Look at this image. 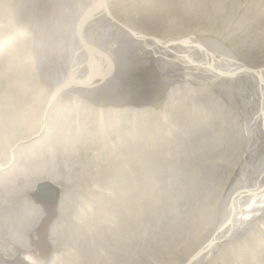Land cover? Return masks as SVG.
Returning a JSON list of instances; mask_svg holds the SVG:
<instances>
[{
	"label": "rangeland",
	"instance_id": "obj_1",
	"mask_svg": "<svg viewBox=\"0 0 264 264\" xmlns=\"http://www.w3.org/2000/svg\"><path fill=\"white\" fill-rule=\"evenodd\" d=\"M168 1H171L167 3L171 8L168 11H163L157 0H106V3L109 6L111 15L118 22H130L138 31L150 36L157 37L158 34L166 31L164 29L165 22L173 16V20H175V26L172 28L174 37L179 38L182 36L184 32L182 25L198 26L201 31L211 32L212 30L209 37L206 38L207 40L219 42L220 46H226L228 51L233 52L236 59L246 60L247 57V59H253L254 63L258 62L260 66H264V59L259 60V56L247 55L253 46H264V19H260L259 22H261L253 26L252 23L242 24L245 17L251 16L249 8L246 9L250 0H238V6L237 0H219V4L222 6L218 9L214 8L215 5L211 6L215 0H205V4L198 3L199 6L195 8V11L208 13L207 19H202L203 16H199V14L197 17L188 16L184 10L181 14L182 10L180 12L175 7L176 0ZM159 3H161V0ZM183 4L186 6L185 3ZM14 6L15 0H0V29H10L5 33L22 27L21 25L18 26L14 20L12 13ZM157 7L158 10H156ZM7 10H11V12L7 14ZM187 19L191 21V24L188 23ZM183 20L184 22H182ZM98 21L101 22L100 19ZM91 24H93V20L88 25ZM14 32L17 34L14 36L15 39H11V41L5 37L6 34H0V56L4 57H1L3 61H0V65L3 63L0 66V83L9 89L7 92L1 91L0 93V126L2 128L0 137L6 139L12 131L16 130L14 137H21L23 142H26L27 138H34L28 144L30 146L29 151L32 149V160L36 159L33 154L35 150L32 147L34 144L41 141L42 146L48 149L51 157L49 167H46L45 171L42 172L41 166L38 164L39 169H37L36 176L32 175V189L24 190V194L34 205H42L40 208L36 207L40 211L42 210L39 217L40 223L37 227H45L44 230L47 229L46 231H48L51 224L49 221L53 219L59 229L56 230L54 243L58 242L63 236L60 233L61 228L66 230L64 233L67 237L59 245H53L54 248H50V253L48 247L47 250L43 248L37 234L34 233V255H50L48 258L39 257L43 260L47 259L46 264L187 263L191 259L192 251L196 249L195 244L207 233L214 215L213 211L217 208L216 202L212 200L214 197L212 192H215L218 198V195L225 191L227 193L226 200L235 202L232 195L236 192L237 194L240 193V188L238 185H234L238 181L236 172L233 173L231 180L227 181L226 178L231 174L230 169L233 165L228 164L225 159L221 158V161H209L215 164L216 169H221L220 175L212 174L208 176V180L204 179L203 186L196 190L205 191L203 195L192 194L194 181L190 180V175H187V172L191 169H197L198 164L191 161L188 165L184 162L185 160L183 161L185 154L183 147L190 135L196 138L192 145L193 150L202 145L219 148L227 142L233 143L235 141L239 143L238 140L242 138H235L233 141L227 137L225 140L222 138V135H225V130L222 127L224 125L229 126L232 119L228 122L223 121L215 124L211 111L203 104L195 101L196 93L189 86L178 85L173 88L171 85L163 86L160 84V87L157 85L158 71L151 67H148L142 73H134L132 77H128L126 83H131L130 86L135 92V96L131 99L125 111L118 112L114 110L107 120L104 119L105 112L100 109L98 110L103 114L94 111L99 118L103 116L100 121H98V118H95L97 120L95 121L93 115L76 118L75 113L74 118L70 119L69 116H71L72 111L68 108L69 106L47 109L52 95H48L45 99L47 104L43 95H39L40 93H46L45 90L47 89L38 80L39 88H45V90L38 91L36 89L37 83L34 80L36 76L32 74V71L37 72L34 63L28 65L19 59L22 56L24 57L25 52L23 51H29V47L27 43L21 41L24 38L21 33L17 30ZM7 49L9 51L6 54H9L10 57L4 54ZM12 54H14V58ZM25 54H28V52ZM199 57L203 64L202 67L209 70L202 56ZM6 60L9 62L7 63ZM149 71H153L154 75H150ZM209 87V91L219 98L218 94L221 91H218L216 85L209 84ZM128 95V98H130L131 94ZM169 103L171 106L165 111ZM80 104L82 102L77 105ZM42 106H44V109L46 108L45 111H48V113L45 112L41 117L39 110ZM171 108L179 116V119L165 114ZM85 111L83 110L81 113L85 114ZM178 111L181 112V116ZM7 114L11 116V118L9 117L11 121H8ZM45 117L50 120V125L45 122ZM254 122L251 121L250 123ZM61 127H66L68 133L63 132ZM257 127L260 132L259 126ZM19 128L23 129L20 136L16 133ZM88 128L93 131V135L80 145L78 136L80 138L81 130H88ZM234 132L238 133L237 131ZM240 133H244L242 128ZM23 135L30 136L24 138ZM123 135H125V138L122 137ZM45 136L56 141L55 147L54 144L50 147L44 141ZM92 137L94 138L89 143L88 141ZM263 139L258 143L262 142ZM180 141H185V143ZM135 143L140 144L142 153L133 157L128 149ZM84 152L89 157H86ZM101 154L106 155L102 157L103 159L106 158L105 161L99 160L98 155ZM75 157L76 159H74ZM75 160L77 164H75ZM83 161H85V165H82ZM32 164H34L33 161ZM89 164L93 165L91 169L88 168ZM104 165H106V168H102ZM125 166H128L129 170L125 169L124 177L123 168L121 167ZM98 167H100V170ZM70 168L83 171L80 179H76ZM115 169L120 171L121 177L119 180L106 177L108 173ZM185 170L188 171L185 173ZM76 173L80 174V172ZM193 176L196 177V175ZM124 179L126 182H124ZM258 179L257 177L254 178L243 189L252 187ZM117 180L119 184L116 185ZM49 182L58 191H61L58 186L61 185L63 190L67 191L68 196L66 197L69 198L71 194L72 198L67 207L63 206L61 210L58 208L60 214L54 217L49 216V213H47V211L51 212L52 207L48 208L47 205L44 206L37 199L34 200L35 190L40 185ZM259 184L258 188L261 190L262 182ZM223 186H227L225 190ZM114 189L119 191L114 193ZM69 191L72 193H69ZM158 191L159 193H157ZM188 195L191 196L192 200L190 199L188 207H184L182 200ZM22 198L24 196L21 194ZM151 201L154 205H147ZM228 206H224L222 220L229 212ZM54 208L56 207L54 206ZM55 211L57 214V209ZM45 214H47L46 217ZM177 217H182L183 220L181 222L175 220ZM204 225L205 228L203 227L204 230H202L201 228ZM247 226L252 227L250 231L243 232L240 238L231 235V242L242 248L243 242L246 241L247 244H254L258 249L263 250V215L253 219ZM31 234L32 232L30 237L25 239L26 245H29V247L33 244ZM75 238L76 240H74ZM167 238L169 240H166ZM46 246L49 245L46 244ZM17 247L16 244L14 248ZM234 249L238 248L235 247ZM217 254L218 252L214 250L212 256L217 258ZM247 254L248 252L245 249L242 253L231 251L230 254L225 255L226 263L259 264L257 262L259 260L254 262L246 258ZM217 263L221 264L220 262ZM196 264H203V262Z\"/></svg>",
	"mask_w": 264,
	"mask_h": 264
},
{
	"label": "bare ground",
	"instance_id": "obj_2",
	"mask_svg": "<svg viewBox=\"0 0 264 264\" xmlns=\"http://www.w3.org/2000/svg\"><path fill=\"white\" fill-rule=\"evenodd\" d=\"M157 1L163 11L171 10L170 6L167 5L171 1L161 0V3H159L160 0ZM204 1L176 0L174 4L178 8V11L182 10L181 14H183L184 10L188 16L193 15V17H197L199 14V16H203L202 19H207L208 13L195 11V8L199 6L198 3H204ZM219 3V0H215L211 6L215 5L214 8L218 9L222 6ZM236 3L238 6V0ZM99 4H103V6H101L97 14L95 13L92 19L93 24L96 23V25H88L92 21L89 20L85 23L83 29H74L76 20L97 8ZM34 6L44 13L50 14L51 19L53 21L56 20L59 25L63 21L66 29H44L37 20L38 12L32 13ZM103 7L107 14L117 23L110 21L104 15ZM248 8L251 16L245 17L242 21L243 25L246 23H252V26L257 25L261 22H259L260 19H264V0H250L246 9ZM156 10H158V7ZM10 12L11 10H7V14ZM12 13L17 25L22 26L20 27L21 29H14V31L17 30L21 33L22 37H24L21 41L27 43L29 47V51H23L25 53L28 52V54L24 53V57L22 56L19 59L28 65L34 63L37 71H32V74L36 76L34 80L36 83L37 80L40 84L43 83L48 90H45V88L40 89L37 83L36 89L38 91H46V93H40L39 95H43L44 100L48 95H52L47 109L69 106L68 108L72 111L71 116H69L70 119L74 118L75 113L76 118L93 115L95 121H97L95 118H98V121L103 118V116L99 118L98 114L94 112L100 109L105 112L104 119L107 120L108 117L110 118L112 111H125V108L135 96V92L130 86L131 83H126L128 77H132L134 73H142L148 67H151L158 71V86L160 84L163 86L171 85L173 88L178 85L189 86L196 93L195 101L203 104L204 107L211 111L215 124L222 123L223 121L228 122L232 119L229 126L224 125L222 127L225 130V135H222V138L225 140L227 137L232 141L235 138H242L238 140L240 144L233 141V143L227 142L225 145L217 147L218 149L202 145L197 146L193 150L192 145L196 138L190 135L188 136L186 145L183 147V152L185 153L183 161L185 160L184 162L188 165H190L191 161H195L198 164L197 169H191V171L185 170V173L188 171L187 175H190V180L194 181L192 194L203 195L205 191L196 190L203 186L205 183L204 179L208 180V176L212 174L220 175L221 169H216L215 164L209 161H221V158L225 159L228 164L233 165L230 169L231 174L226 178L227 181L229 182L233 173L236 172L238 181L234 185H238L240 188V193L237 194L236 192L232 195V199H235V202L233 200H226L227 193L225 191L220 193L218 198L215 192L211 191L214 195L212 200L216 202L217 208L213 211L214 215L207 233L195 244L196 249L192 251L191 259L187 263L185 262V264H196L198 262H203V264H215L217 262L227 264L225 255L230 254L231 251H240L242 253L244 249L248 252L246 258L254 262L255 260H259L257 261L259 264H264V249L260 250L256 245H249L246 241L243 242L242 248H240L230 240L231 235L240 238L243 232H249L252 227L247 226V224H250L253 219L262 215L264 217V139L258 143L264 138V66H260L258 62L254 63L253 59H247V57L246 60L236 59L233 52L231 50L228 51L226 46L222 44L220 46L219 42L207 40L206 38L209 37L212 30L211 32L206 30L201 31L198 26L182 25L181 27L184 29L182 36L179 38L174 37L172 28L175 26V20H173V16L167 21L165 19L166 26L164 29L166 31H159L162 33L158 34L157 37L145 34L138 31L130 22H118L111 15L106 0H34V4L32 0H15ZM32 15L34 16L32 17ZM187 21L188 23L191 22L188 19ZM8 31L10 29H0V34H6L5 37L9 41L11 39L14 40V36L17 33L14 31L5 33ZM258 46H253L247 55L259 56V60L264 59V46ZM8 51V49L5 50L4 54L8 53ZM6 55L9 56V54ZM12 55L14 58V54ZM199 56H202L209 70L202 67L203 64ZM1 57L3 56H0V61H3L4 57ZM6 62L8 63L9 61L6 60ZM2 65L3 63L0 66ZM149 74L154 75L153 71H149ZM68 82H72L73 84L59 89L60 86ZM209 84L216 85L218 91H221L218 94L219 98L209 91ZM1 91L7 92L9 89L0 83V93ZM129 93L131 94L130 98H128ZM81 102L82 104L77 105ZM169 106H171L170 103L165 108V111ZM43 107L39 110L41 117L45 112L46 114L48 113V111H45L46 108L44 109ZM83 110H86L85 114L81 113ZM68 111L70 112V110ZM99 112L103 114L101 111ZM178 112L181 116V112ZM165 114L179 119V116L172 111V108ZM9 117L11 118L7 114L8 121H11ZM44 120L50 125V120H47L46 117ZM251 121L255 122L250 123ZM257 126L260 128V132ZM61 128L63 132L68 133L66 127ZM241 128L244 130V133H240ZM21 130L23 129L19 128L16 132L19 136L23 133ZM15 131H12L11 135L6 139L0 137V264H46L47 259H40L39 256L33 253L35 247H33L34 233L37 234L43 248L47 250L48 247V251L51 253L50 248H54L55 245H59L61 241L66 240L67 237L64 233L66 230L61 228L60 233L63 236H61L58 242L54 243L56 230L59 229L53 219L49 221L51 223L49 228L46 226L48 231H46L47 229L44 230L45 227H37L40 223L39 217L42 210L40 211L36 207L40 208L42 205H34L31 200L26 198L24 190L32 189V175L36 176L37 169H39L38 164L41 166V171L44 172V169L49 167L51 157L49 156L48 149L43 147L40 141L32 146L35 150L33 154L36 158L32 160V149L29 151L30 146L28 144L34 138L30 139L27 138L30 135H23L24 138H27V141L23 142L21 137H14ZM234 131L238 133L236 134ZM0 134H2L1 126ZM92 135L93 131L91 129H83L80 132V138L78 136L80 140L78 142L81 145ZM46 136L44 137V141L50 147L53 144L55 147L56 141ZM122 137L125 138V135ZM93 138L88 142L91 143ZM180 142L185 143V141ZM89 146L91 147V145ZM128 152L133 157L141 154L140 144H132ZM84 154L86 157H89L87 153L84 152ZM98 156L100 157L99 160H106V158H102L106 156L105 154ZM78 157L80 158V156ZM32 161L34 164H32ZM75 164H77L76 160ZM82 165H85V161L82 162ZM91 167L93 165L89 164L88 168L91 169ZM98 168L100 170V167ZM102 168H106V165ZM121 168H123V175L125 177V169L129 170V167L125 166ZM70 169L76 179H80L83 171L81 172L80 169ZM76 172H80V174ZM119 174L120 171L115 169L108 173L106 177L112 180H119L121 177V174ZM193 175H196V177ZM256 177L259 179L252 187L243 189ZM118 180L116 185L119 184ZM124 182H126L125 179ZM260 182L263 185L261 190L258 188ZM58 186L61 191L57 189V191H52L45 200L34 197L35 201L37 199L44 206L47 205L46 207L48 208L52 207L51 212L47 211L51 217L59 215L58 208L61 210L63 206L67 207L70 201H72L71 194L67 198V191H64L61 185ZM226 187L223 186V189L225 190ZM110 189L112 188L110 187ZM117 191L113 190L114 193ZM69 193L72 192L69 191ZM21 194L24 196L22 199ZM190 199L192 200L190 195L185 196L182 200V205L188 207ZM147 205L154 204L151 201ZM226 205H229V212L226 214L225 219L222 220L224 206ZM54 206L56 208L53 209ZM55 209H57V214ZM175 220L181 222L183 218L177 217ZM203 227L205 228V225L202 226V230H204ZM31 232L33 244L29 247V245H26L25 239L30 237ZM166 240H169V238ZM16 244L18 247L14 248ZM46 244L49 246H46ZM235 247L238 249H234ZM214 250L218 252L217 258L216 256H212ZM43 256L44 258H48L50 255Z\"/></svg>",
	"mask_w": 264,
	"mask_h": 264
},
{
	"label": "water",
	"instance_id": "obj_3",
	"mask_svg": "<svg viewBox=\"0 0 264 264\" xmlns=\"http://www.w3.org/2000/svg\"><path fill=\"white\" fill-rule=\"evenodd\" d=\"M55 1V0H54ZM60 1V0H59ZM33 4H34V0H32ZM101 6H103V4H99L97 6V8L94 9L95 12H99L100 11V8ZM38 12V15H37V20L39 21V23L44 27V29H66L65 26H64V23L63 21L60 23V25L57 23V21H53L51 19V16L50 14L48 13H44L43 11H41L40 9H38L36 6L33 7L32 9V13L33 12ZM105 10V8L103 7V13L108 17V19H110V21H113L112 18L107 14V12ZM34 15H32L33 17ZM89 17V16H88ZM87 18H85V20H83L82 18H78L75 22V26H74V29L77 28V29H83L85 23L88 21ZM91 18V17H90ZM83 20V21H82ZM56 190V189H55ZM53 189V187L49 184H42L41 186H39L38 189H36V194H35V198H38L40 200H45L50 194L52 191H55Z\"/></svg>",
	"mask_w": 264,
	"mask_h": 264
}]
</instances>
